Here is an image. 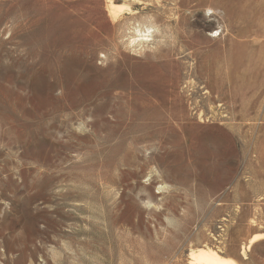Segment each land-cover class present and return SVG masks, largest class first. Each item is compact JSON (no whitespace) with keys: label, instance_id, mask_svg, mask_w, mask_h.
Returning a JSON list of instances; mask_svg holds the SVG:
<instances>
[{"label":"rangeland","instance_id":"374dc122","mask_svg":"<svg viewBox=\"0 0 264 264\" xmlns=\"http://www.w3.org/2000/svg\"><path fill=\"white\" fill-rule=\"evenodd\" d=\"M112 1L0 0V264H264V0Z\"/></svg>","mask_w":264,"mask_h":264},{"label":"clouds","instance_id":"9594fccd","mask_svg":"<svg viewBox=\"0 0 264 264\" xmlns=\"http://www.w3.org/2000/svg\"><path fill=\"white\" fill-rule=\"evenodd\" d=\"M131 12L130 8H124ZM116 23L115 20L112 21ZM170 39L164 30L155 23L154 18L145 17L140 21L139 28L129 26L120 38V44L131 54L143 57L146 52H156L160 47L165 46Z\"/></svg>","mask_w":264,"mask_h":264},{"label":"bare ground","instance_id":"6f19581e","mask_svg":"<svg viewBox=\"0 0 264 264\" xmlns=\"http://www.w3.org/2000/svg\"><path fill=\"white\" fill-rule=\"evenodd\" d=\"M106 4L109 14L113 18H116L117 12L121 9L122 4L114 3L112 0H107ZM219 33L220 31L215 30L210 35L215 37ZM259 238H261V234H255L252 237H250L246 247L248 248L254 241H256ZM215 249L211 248L210 246H203V247H198L195 250H191L189 252V259L191 264H235V261H233L232 258L221 255Z\"/></svg>","mask_w":264,"mask_h":264}]
</instances>
